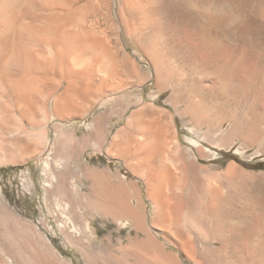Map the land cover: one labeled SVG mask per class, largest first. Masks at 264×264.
Returning <instances> with one entry per match:
<instances>
[{"label":"rangeland","instance_id":"obj_1","mask_svg":"<svg viewBox=\"0 0 264 264\" xmlns=\"http://www.w3.org/2000/svg\"><path fill=\"white\" fill-rule=\"evenodd\" d=\"M189 1V38L150 42L168 54L159 85L147 36L113 18L101 22L120 58L112 85L58 115L67 81L53 68L32 110L0 107V264H264V0ZM153 118L170 139L160 190L185 199L182 239L158 226V183L138 149Z\"/></svg>","mask_w":264,"mask_h":264},{"label":"bare ground","instance_id":"obj_2","mask_svg":"<svg viewBox=\"0 0 264 264\" xmlns=\"http://www.w3.org/2000/svg\"><path fill=\"white\" fill-rule=\"evenodd\" d=\"M197 3L196 0L189 1L192 8L198 7ZM180 4L181 0H0V107L16 109L21 114L32 110L43 91L49 90L52 93L54 88L51 87L46 75L47 71L53 68H56L59 76L67 81L64 92L55 99V110L58 115L69 114L74 110L75 97H87V94L93 91V87L100 90L112 85L109 81L117 75L120 58L110 48L108 40L102 37L105 29L101 22L113 18L122 20L129 33L139 32L147 36L149 48L146 53L154 64V75L159 85L161 78L169 75L165 71L168 54L166 55L161 48L154 49L155 46H151V43L165 45L167 35L170 33H183L180 35L189 38V32H192L188 27L193 10H182ZM208 10L204 12L205 17L212 23L213 15ZM205 32L201 31L202 37L210 42L212 37L207 35L208 31ZM93 70L102 76L96 84L92 82L95 75ZM7 101H12L13 104ZM141 131L151 138L148 142H141L138 149L144 153L142 165L151 166L149 167L151 172L149 173V170L145 177L158 183L156 185L157 191L159 190L156 196V201L159 202L158 226L165 231L168 230L175 238L177 237L176 239H182L187 234L183 236L184 229L178 228L177 225L181 223L180 219H183L182 211L186 210V208L182 210L185 206L184 196H177L176 206L171 203L168 195L161 192L163 180L171 178L172 175L164 159L167 156L166 150L169 149L168 142L170 144L169 135L166 134V123L153 118L141 126ZM174 143H177L176 138L172 139V144ZM128 150L124 146L121 147L122 153H127ZM129 212L135 220L138 219L135 211ZM138 221L141 222L142 218ZM140 222L138 224L144 226ZM20 228L29 230L32 227L23 224ZM35 235L34 240H39V234ZM188 239L185 240V244L188 243L195 249V243ZM40 264L50 263L42 261Z\"/></svg>","mask_w":264,"mask_h":264},{"label":"crops","instance_id":"obj_3","mask_svg":"<svg viewBox=\"0 0 264 264\" xmlns=\"http://www.w3.org/2000/svg\"><path fill=\"white\" fill-rule=\"evenodd\" d=\"M99 117V116H98ZM97 119H99V118H97ZM94 130V129H93ZM93 132H95V130L93 131Z\"/></svg>","mask_w":264,"mask_h":264}]
</instances>
